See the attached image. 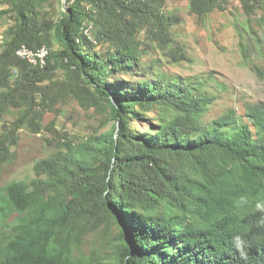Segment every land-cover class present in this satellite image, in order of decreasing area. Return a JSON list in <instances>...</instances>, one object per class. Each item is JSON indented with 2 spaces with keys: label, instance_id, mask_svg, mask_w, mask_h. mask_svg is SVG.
<instances>
[{
  "label": "trees",
  "instance_id": "1",
  "mask_svg": "<svg viewBox=\"0 0 264 264\" xmlns=\"http://www.w3.org/2000/svg\"><path fill=\"white\" fill-rule=\"evenodd\" d=\"M48 1L0 0L9 5L0 18L15 20L0 49V118L19 108L0 133V173L15 157L18 131L43 129L44 111L62 99L91 106L101 97L116 123L37 161L30 181L4 186L0 264H264V213L255 207L264 202V101L206 122L216 96L201 83L161 74L110 81L140 60L144 29L174 61L189 59L178 46L170 48L171 26L180 19L161 10L165 0H68L57 19L41 13ZM222 1L189 5L202 16L224 8ZM240 2L244 15H256L264 28V0ZM239 34L248 64L245 34ZM104 43L108 51L99 49ZM23 44L50 48L44 67L18 56ZM61 68L63 79L42 83ZM144 118L147 128L133 125ZM99 211L120 225L113 258L79 253L100 227ZM234 235L247 242L243 255Z\"/></svg>",
  "mask_w": 264,
  "mask_h": 264
},
{
  "label": "rangeland",
  "instance_id": "2",
  "mask_svg": "<svg viewBox=\"0 0 264 264\" xmlns=\"http://www.w3.org/2000/svg\"><path fill=\"white\" fill-rule=\"evenodd\" d=\"M71 3L68 0H51L39 9L42 14L57 19ZM222 5L224 8L219 7L199 16L190 10L189 0H165L161 10L180 19L171 26L174 42L170 48L178 46L189 59L174 61L170 49L156 46L144 29L138 34L140 60L130 73L111 75L110 81L155 79L161 74L201 83L207 93L216 96L205 114L206 122L231 108L243 114L246 105L264 101V28L257 23L256 15H244L240 0H223ZM8 6L7 3H0V9ZM14 21L9 14L0 18V49L5 33ZM240 31L244 32L249 48L248 64L243 61ZM109 48L107 43L99 45L102 51ZM64 77L65 71L61 68L53 79L42 83L48 84ZM97 101L91 106H83L76 98L67 97L60 100L55 108L44 111L43 129L34 131L31 127H22L18 131L20 140L13 148L15 157L6 163L0 173V191H4V186L11 181H30L36 175V162L65 147V143L78 141L91 133L110 131L116 120L110 115L106 101L101 97ZM18 111L19 108L11 106L1 116L0 133L6 124L14 120ZM154 114L152 111L147 117ZM150 123L147 118L133 120V125L140 129L147 128ZM250 123L254 130L258 129L253 121ZM98 213L100 227L86 236L79 253L86 257L113 258V246L120 241V225L112 217L105 216L103 211Z\"/></svg>",
  "mask_w": 264,
  "mask_h": 264
},
{
  "label": "bare ground",
  "instance_id": "3",
  "mask_svg": "<svg viewBox=\"0 0 264 264\" xmlns=\"http://www.w3.org/2000/svg\"><path fill=\"white\" fill-rule=\"evenodd\" d=\"M85 33L91 37L92 35V26L89 25V27L85 30ZM39 49V48H38ZM50 53V48L46 45V49L44 52L37 51L33 48H30L26 44H23L20 46L17 50L18 56H21L25 59H27L29 62L40 65L41 67H44L47 63V57Z\"/></svg>",
  "mask_w": 264,
  "mask_h": 264
},
{
  "label": "clouds",
  "instance_id": "4",
  "mask_svg": "<svg viewBox=\"0 0 264 264\" xmlns=\"http://www.w3.org/2000/svg\"><path fill=\"white\" fill-rule=\"evenodd\" d=\"M241 203L245 202L244 198L241 197ZM257 211H259L260 213H264V202H257L255 205ZM232 243L234 245V247L241 252V254L243 255L244 253V249L246 247V240L244 239V237H242L241 235H234L232 237Z\"/></svg>",
  "mask_w": 264,
  "mask_h": 264
},
{
  "label": "built area",
  "instance_id": "5",
  "mask_svg": "<svg viewBox=\"0 0 264 264\" xmlns=\"http://www.w3.org/2000/svg\"><path fill=\"white\" fill-rule=\"evenodd\" d=\"M45 49H46V45H43L39 49H35V50L44 52Z\"/></svg>",
  "mask_w": 264,
  "mask_h": 264
}]
</instances>
